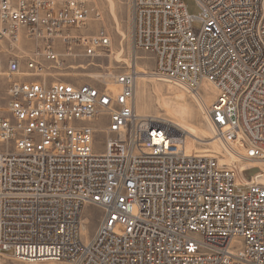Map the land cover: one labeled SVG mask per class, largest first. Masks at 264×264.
<instances>
[{"label": "built area", "instance_id": "built-area-1", "mask_svg": "<svg viewBox=\"0 0 264 264\" xmlns=\"http://www.w3.org/2000/svg\"><path fill=\"white\" fill-rule=\"evenodd\" d=\"M196 2L192 15L183 0H129L132 44L151 54L155 78L211 100L204 111L226 158L200 152L163 118L139 115L136 68L112 76L116 89L12 79L10 116L0 118V256L264 264V185L247 165L264 160V0ZM87 19L85 0H0V39L41 40L60 68L58 39L68 55L74 39L88 56L110 49L104 28L68 31ZM8 71L25 72L18 59ZM88 206L102 211L91 235Z\"/></svg>", "mask_w": 264, "mask_h": 264}, {"label": "rangeland", "instance_id": "rangeland-1", "mask_svg": "<svg viewBox=\"0 0 264 264\" xmlns=\"http://www.w3.org/2000/svg\"><path fill=\"white\" fill-rule=\"evenodd\" d=\"M112 1L114 6H112V2L109 0H85L88 10V19L86 24L81 27H72L68 30L70 33H72V35L89 37L95 35L100 29L104 28L107 30L112 39L110 49L101 51L95 56H88L85 54V46L83 42H80L78 39H74L71 44L73 54L68 55L66 54L67 45L63 42V40L58 39L56 41V47L58 52L61 54L60 58L64 61L63 66L60 68H57L54 62L45 59L41 54V52H43L41 48L44 46V42L41 40L28 38L23 34V32L18 41H14L11 38L0 39V118L10 116L8 111L7 90L12 79H34L38 81H44L48 85L58 81H69L78 85L91 83L93 85L99 86H103L105 83H108L110 87L116 89L117 86L113 84L112 76H110L107 81L105 80V75H115L118 72L130 70L131 67L135 68L134 62L138 60V63L143 67L142 69L146 70L148 73V78L146 80L149 85V91L147 92L146 100L149 104V111L146 114L159 116L166 120H171L170 115L165 113L158 101L159 99L163 98L167 100L168 103L171 101L170 103L174 105L178 100L177 96L179 93H181L180 95L186 98H184V101L190 105L194 112V119L190 122L192 124L204 127L207 131L204 134V138L209 137L211 135V129L209 128L210 125H208V118L206 119V114H203L205 112L202 111H204V104L211 102L210 99L201 100L198 96H195L192 92L179 85V87L176 86V90L174 85L173 90L171 89L172 86H170L168 82L155 78L151 74V70L154 67V60L151 54L144 50H136L133 47L129 0ZM183 2L190 14H199V7L196 0H183ZM195 26H198V24L196 23ZM38 52L40 54H37ZM13 59H18L20 61L21 68L25 72L15 76L14 78H11L9 76L10 74L8 67L10 61ZM31 60H36L42 63L43 70L33 71L29 69L28 63ZM139 81L140 78L137 79V83ZM155 88L160 89L162 97L158 95ZM180 89L182 91H180ZM136 100L137 94H135V102ZM212 135L215 136L216 133L214 132ZM97 137L100 139L102 134H98ZM195 144L196 148L200 152H209L214 156L226 158L223 150L220 152L212 151L206 140L197 139ZM241 165L245 166V162H240V166ZM247 165H253L257 166L258 169H264V160ZM261 165H263V167ZM259 182L264 185L263 181L260 180ZM243 190L246 191L247 189L243 188ZM86 212L91 213L94 217V220L89 226V235H91L97 228L98 220L102 211L98 207L88 206L86 208ZM0 264L67 263L63 261L27 262L18 260L12 256H0Z\"/></svg>", "mask_w": 264, "mask_h": 264}, {"label": "bare ground", "instance_id": "bare-ground-1", "mask_svg": "<svg viewBox=\"0 0 264 264\" xmlns=\"http://www.w3.org/2000/svg\"><path fill=\"white\" fill-rule=\"evenodd\" d=\"M109 1H111L112 6H114L113 1L112 0H109ZM134 64H135V68H136V72H137V75H136L137 79L140 78V81L136 85V94H137V100L135 103L136 104V112L139 115H147L146 113L149 111V104L146 100V95H147V92L149 91V85H148V82L146 80L148 78V75H147L148 73L146 70L142 69L143 67L141 64L138 63V60L135 61ZM110 76H114V75H111V74H109L108 76L105 75V80L110 78ZM165 81L168 82L170 84V86H172L171 89H173L174 85H175V90L177 89L176 86H178V85H176V83H174L170 80H165ZM181 89H180V91H182ZM155 90L158 93V95L160 97H162L160 89L155 88ZM180 94L181 93H179V95L177 96L178 100H177V102H175L174 105L172 103H170L171 101H169V103H170L169 104L167 100H165L163 98L159 99L158 103L163 108L165 113L170 115V117H171V120L165 119V121L168 124H170L171 126L175 127L177 130H179L181 132H185L187 135L190 136V138H192L194 140H196V139L206 140L207 144L210 146V149H212V151H217V152L222 151L223 145H222L220 139L217 137V135H215V136L212 135V133H214V131H213L207 117H206V119H207L208 125H210L209 128L211 129V133H210L211 135L207 138H204V136H205L204 134L207 132L204 127H202L200 125L192 124L190 122L194 119L193 118L194 112H193L192 108L190 107V105H188L184 101L186 98L181 96ZM182 95H184V94H182ZM159 96H158V98H159ZM202 112H205V111H202ZM203 114H205V113H203ZM157 117H159V116H157ZM206 128H207V126H206ZM229 159H231L230 156H229ZM261 166L263 167V165H261ZM251 174H252L254 180H259V181L261 180L264 182V169H262V168L258 169L257 166H254V170L251 172Z\"/></svg>", "mask_w": 264, "mask_h": 264}]
</instances>
